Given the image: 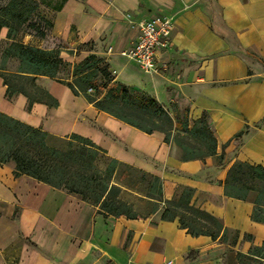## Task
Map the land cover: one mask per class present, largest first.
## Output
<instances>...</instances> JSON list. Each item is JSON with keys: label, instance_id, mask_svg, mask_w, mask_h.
I'll return each instance as SVG.
<instances>
[{"label": "crops", "instance_id": "1", "mask_svg": "<svg viewBox=\"0 0 264 264\" xmlns=\"http://www.w3.org/2000/svg\"><path fill=\"white\" fill-rule=\"evenodd\" d=\"M34 1L50 11L51 35L68 47L60 50V57L71 68L90 54L98 55L109 65L113 82L154 98L173 119L178 108L187 111L190 121L208 113L217 154L237 144L232 137L245 126L252 128L264 120V0ZM125 13L136 20L156 14L171 19V45L158 54L157 72L146 74L136 63L118 56L138 34L125 21ZM6 32L0 30V44ZM81 46L93 51L77 52ZM108 47L113 53H106ZM66 51L74 52L73 56ZM35 82L57 106L38 102L29 106L23 94L6 99L0 77V112L42 130L49 139L66 141L74 134L90 140L102 150L96 159L101 171L114 159L120 168L158 176L163 200L175 197L178 187L194 189L191 204L238 232L236 245L242 251L264 242V225L250 220L252 205L223 196L219 184L237 160L264 167V124L243 138L237 156L222 172L204 180L198 176L212 166V157L182 161L177 147L163 142L162 133L134 129L99 111L82 95H74L64 83L42 76ZM118 168L111 183L120 188L119 200L137 214L136 204L150 207L147 215L138 214L139 220L103 216L97 206L67 190L25 175L15 177L11 164L0 165V205L8 208L0 219V262L9 254L6 247L26 232L43 243L49 256L23 244L18 264H224L226 244L204 235L192 237L178 220L162 221V203L151 213L156 201L146 196L145 183L122 182ZM200 193L221 202L199 199ZM243 235L251 240H243Z\"/></svg>", "mask_w": 264, "mask_h": 264}, {"label": "trees", "instance_id": "2", "mask_svg": "<svg viewBox=\"0 0 264 264\" xmlns=\"http://www.w3.org/2000/svg\"><path fill=\"white\" fill-rule=\"evenodd\" d=\"M38 9L39 4L34 0H9L0 8V30L7 29L6 40L0 46V77L6 86V99L23 94L29 106L34 102L57 106L51 95L35 82L39 76L49 77L64 83L74 95H82L86 102L93 103L99 111L134 129L146 134L162 133L163 142L174 144L182 161L212 157L216 160L215 172L223 171L228 162L223 161V154L218 155L216 152L217 141L208 113L202 112L199 118L190 121L185 110L182 118L176 115L173 119L154 98L133 94L124 84L113 82V74L105 59L93 54L71 68L70 82L60 79V73L69 64L60 57L59 49L29 46L18 39L26 29L34 27L40 38L45 37L44 30L31 24V18ZM44 23L45 29L52 27L51 22L44 20ZM214 31L217 33L216 28ZM10 60L18 62L15 72L6 69ZM100 79L102 81L98 83ZM262 124L264 120L252 128L245 126L232 140L242 143L244 137ZM49 141L48 134L42 130L0 112V165L11 164L15 177L25 175L51 188L67 190L97 206L98 213L103 216L142 218L131 205L119 200L120 188L111 183L115 169L123 167L116 160L111 159L101 171L96 166V159L102 150L90 140L73 134L63 141L65 149L49 145ZM126 169L130 168L126 166ZM140 175L139 181L145 183L146 196L156 201L151 213L158 210V204L162 203V221L178 220L179 227L187 229L192 237L204 235L223 244L228 243L226 233L229 229L223 226L222 220L191 204L194 189L182 186L177 197L166 201L162 199L161 178L145 173ZM219 184L223 187V196L249 202L252 205L251 222L264 225V167L237 160L227 168ZM232 232L229 245L235 246L238 232ZM235 256L238 264H264V242L251 247L246 254L240 252ZM187 258L190 259L189 255Z\"/></svg>", "mask_w": 264, "mask_h": 264}, {"label": "rangeland", "instance_id": "3", "mask_svg": "<svg viewBox=\"0 0 264 264\" xmlns=\"http://www.w3.org/2000/svg\"><path fill=\"white\" fill-rule=\"evenodd\" d=\"M9 0H0V8L2 6H4ZM216 17L215 19H217V12L214 13ZM124 18H125V21H127V23L129 24V27L131 29H133V27H135V23L136 19H133V15L132 14H129V13H125L124 14ZM44 20L46 21H49L52 23V15L50 13V11H48L46 8L44 9L41 5H39V9L37 11V13L32 16L31 18V24H35V26L37 25L38 26V29H42L44 30V33H45V37L44 38H40L39 35H38V31H37V28H32V29H26L25 32H24V35L22 36H19L18 39H20L24 44L26 45H29V46H36V47H39V48H42V49H64V48H68L65 44L61 42H57L51 35V32H50V29L49 28H46L45 29V23H44ZM5 42V40H3V42L0 44V45H3V43ZM109 48V47H108ZM108 48H107V52L106 53H109L108 52ZM93 48L92 47H84L82 46L81 49L77 48V52L80 51V50H88L89 52L90 51H93L92 50ZM237 51L236 48H233ZM120 51V50H119ZM66 53L70 56H73V53L72 51H66ZM113 53V50L112 52ZM109 53V54H111ZM60 56H61V53H60ZM90 56V55H89ZM97 57H100L98 55H95ZM118 56L119 53H118ZM104 59V58H103ZM67 62V61H66ZM68 63V62H67ZM68 67L63 69L62 72L60 73V79H64L65 82H70L72 80L71 78V75H70V71H71V64L68 63ZM6 69L10 72H14L16 69H17V62L15 60H10L7 62V65H6ZM113 74V73H112ZM114 78V75L112 76ZM42 79L40 78V81ZM101 79L98 81V83H101ZM129 90L131 93H136V94H139L138 93V90H135L133 88H130L129 87ZM185 109L183 108H178L176 110V114H177V117L179 118H182L183 117V113H184ZM49 145L52 144L54 145L55 147H59V148H62V149H65V144L63 143L62 140H56V139H50V141L48 142ZM241 143H237L235 144L232 148H229V149H222V150H219L218 152L223 154L224 155V159L223 161H227L229 162L230 160H232L233 158H235L237 155V151L240 147ZM178 149V148H177ZM218 153V154H219ZM177 157H179V150L177 152ZM213 159V164L211 167H209V169H205L203 170L198 178L200 179H204V180H209V178L213 177L215 174H219V173H216L215 171V166H216V160L214 158ZM118 176H119V179L122 180V182L124 181H127V182H136V184L139 183V178L141 177L140 173H134L132 171H128L124 168H118ZM130 187H131V184H129ZM180 191H181V187H178L176 190H175V197H177L179 194H180ZM199 199H205V200H208V201H213L215 203H220L221 200L218 199L217 197L215 196H212V195H208L206 193H200L198 195ZM7 207L3 206V205H0V219L2 217H5V214L7 212ZM149 209L150 207L146 206L145 203H138L136 204V210L138 212V214L140 215H147L148 212H149ZM17 210L16 209V212L17 213ZM11 220H13L11 218ZM19 237L17 239H15L13 242H11V244L9 246L6 247V249L4 250L5 252H8L9 250V254L8 256H6L5 260L3 259L2 262H0V264H18V261H19V257L21 255V247L23 246V244H26L30 242L33 244V246H30L29 244L27 245L28 247L30 248H33V249H36L38 252L40 253H44L46 255L49 256V252L46 250V248L43 247V243L42 242H37V241H34L32 239V236L31 234H28L26 232L22 233L20 232L19 234ZM233 236V232H232V229H229L228 232L226 233V239L228 241V243H226V251H225V254H223V256H226V259L224 260V264H238V261H237V257L235 256L236 253H243V254H246L248 252L247 251H242L239 247L234 246L232 247L231 245H229L230 243V240ZM243 240H251V237L248 235H243L242 237ZM8 257V258H7Z\"/></svg>", "mask_w": 264, "mask_h": 264}, {"label": "built area", "instance_id": "4", "mask_svg": "<svg viewBox=\"0 0 264 264\" xmlns=\"http://www.w3.org/2000/svg\"><path fill=\"white\" fill-rule=\"evenodd\" d=\"M135 28L138 34L132 46L121 49L119 55L129 62L136 63L146 74L157 72L158 54L171 45L172 21L162 14H156L136 21ZM112 50V47L108 48L109 53Z\"/></svg>", "mask_w": 264, "mask_h": 264}]
</instances>
